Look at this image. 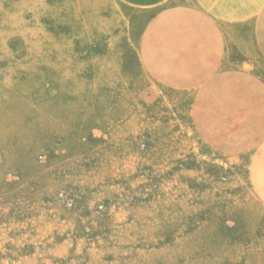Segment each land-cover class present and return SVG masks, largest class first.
Wrapping results in <instances>:
<instances>
[{
  "label": "rangeland",
  "instance_id": "obj_1",
  "mask_svg": "<svg viewBox=\"0 0 264 264\" xmlns=\"http://www.w3.org/2000/svg\"><path fill=\"white\" fill-rule=\"evenodd\" d=\"M110 3L0 0V264H264L248 158L152 88Z\"/></svg>",
  "mask_w": 264,
  "mask_h": 264
},
{
  "label": "crops",
  "instance_id": "obj_2",
  "mask_svg": "<svg viewBox=\"0 0 264 264\" xmlns=\"http://www.w3.org/2000/svg\"><path fill=\"white\" fill-rule=\"evenodd\" d=\"M109 1L141 15L135 45L152 88L188 98L213 153L248 158L243 183L264 209V0Z\"/></svg>",
  "mask_w": 264,
  "mask_h": 264
}]
</instances>
